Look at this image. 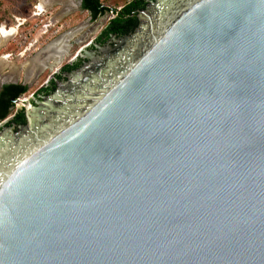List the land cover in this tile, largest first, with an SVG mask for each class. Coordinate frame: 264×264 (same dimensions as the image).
<instances>
[{
	"label": "water",
	"instance_id": "95a60500",
	"mask_svg": "<svg viewBox=\"0 0 264 264\" xmlns=\"http://www.w3.org/2000/svg\"><path fill=\"white\" fill-rule=\"evenodd\" d=\"M138 18L0 136V264H264V0Z\"/></svg>",
	"mask_w": 264,
	"mask_h": 264
},
{
	"label": "rangeland",
	"instance_id": "374dc122",
	"mask_svg": "<svg viewBox=\"0 0 264 264\" xmlns=\"http://www.w3.org/2000/svg\"><path fill=\"white\" fill-rule=\"evenodd\" d=\"M128 1L130 0H104L103 4L110 9L118 10ZM73 3L76 8L74 12L51 23V19L62 8L60 4L39 12L37 9L39 0H0V27H18L17 35L0 51V56L7 54L9 55L8 63H14L15 66L21 65L60 33L79 28V31L70 39L68 54L64 56L61 63L66 61L79 47L95 37L108 18L112 17V14L107 11L96 20H90L85 12L79 10L78 0H73ZM50 71L44 70L42 74L33 77L30 81L26 80L29 82V94L39 88ZM8 72L9 69L1 71L0 79ZM24 78V72L20 71L16 79L17 83L23 82Z\"/></svg>",
	"mask_w": 264,
	"mask_h": 264
},
{
	"label": "flooded vegetation",
	"instance_id": "af4514ba",
	"mask_svg": "<svg viewBox=\"0 0 264 264\" xmlns=\"http://www.w3.org/2000/svg\"><path fill=\"white\" fill-rule=\"evenodd\" d=\"M132 1L133 0H130L126 4ZM145 1L146 4L143 9L137 8L132 10L130 13L129 17L136 20V25L129 33L118 34L107 30L109 22L115 18L117 12L122 8L121 7L120 9L113 11V16L108 18L106 24L95 35V37L90 39L85 45L79 47L70 58H68L63 63H61V61L58 67H55L53 70H51L45 81L34 92L29 94V82H26L25 78L23 79V82L20 83H17V80L1 81L0 79V97L3 95L6 86L13 85L25 88L24 91H21L18 94L11 93L8 95L9 105L7 108V113L3 117L0 116V136L11 137L14 140L18 139L23 133H25L28 124V115L32 110L38 111L39 106L44 104L45 99L54 95V93L60 89L59 84L70 83V75L74 72L82 71L83 67L91 60V56H98L100 54V49L106 46L112 47L116 42L115 40L132 35L137 30L140 23L138 18L139 12L147 11V9L156 2V0ZM78 8L80 11L85 12L89 16V19L92 20L90 14L82 8V0H78ZM64 33L65 32L60 33L59 35ZM64 91V95L71 97L72 95H75L77 89L74 86H66ZM2 110L3 108L1 107L0 103V114Z\"/></svg>",
	"mask_w": 264,
	"mask_h": 264
},
{
	"label": "bare ground",
	"instance_id": "6f19581e",
	"mask_svg": "<svg viewBox=\"0 0 264 264\" xmlns=\"http://www.w3.org/2000/svg\"><path fill=\"white\" fill-rule=\"evenodd\" d=\"M61 5L59 12L51 19V23L61 20L64 16L74 12L75 5L73 0H39L37 9L39 12H44L54 5ZM79 31V28L68 31L62 35L57 36L51 40L46 46L44 52L35 53V55L24 61L21 65L15 66L14 63H8L9 55L0 56V72L4 69H9L6 76L1 80H16L19 72L23 71L25 79L30 81L33 77L42 74L44 70H53L58 67L62 59L68 53L70 47V39ZM18 33V27H0V51L4 49L7 44L15 38Z\"/></svg>",
	"mask_w": 264,
	"mask_h": 264
},
{
	"label": "trees",
	"instance_id": "16d2710c",
	"mask_svg": "<svg viewBox=\"0 0 264 264\" xmlns=\"http://www.w3.org/2000/svg\"><path fill=\"white\" fill-rule=\"evenodd\" d=\"M104 0H82V8L87 11L92 20H96L98 17L102 16L107 11H116L110 9L103 4ZM146 4L145 0H133L132 2L124 5L120 11L117 12L115 18H113L107 27V30L112 33L127 34L136 25V20L130 18L129 15L134 9H143ZM24 87L18 86H6L3 95L0 97L1 107L3 108L0 116L3 117L7 113V108L9 105V94H18L24 91Z\"/></svg>",
	"mask_w": 264,
	"mask_h": 264
},
{
	"label": "built area",
	"instance_id": "2783aa9c",
	"mask_svg": "<svg viewBox=\"0 0 264 264\" xmlns=\"http://www.w3.org/2000/svg\"><path fill=\"white\" fill-rule=\"evenodd\" d=\"M110 12V14H112V16H113V11H109Z\"/></svg>",
	"mask_w": 264,
	"mask_h": 264
}]
</instances>
